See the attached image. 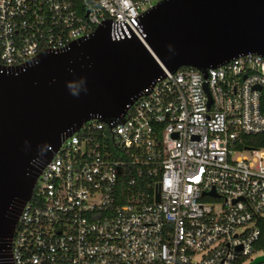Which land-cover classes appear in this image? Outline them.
Listing matches in <instances>:
<instances>
[{
    "label": "built area",
    "instance_id": "1",
    "mask_svg": "<svg viewBox=\"0 0 264 264\" xmlns=\"http://www.w3.org/2000/svg\"><path fill=\"white\" fill-rule=\"evenodd\" d=\"M160 1L0 0V68L24 69L108 20L113 41L146 45L140 18ZM262 133L264 57L163 69L123 118L90 120L62 143L22 208L11 263L252 264L264 256V149L239 147Z\"/></svg>",
    "mask_w": 264,
    "mask_h": 264
},
{
    "label": "water",
    "instance_id": "2",
    "mask_svg": "<svg viewBox=\"0 0 264 264\" xmlns=\"http://www.w3.org/2000/svg\"><path fill=\"white\" fill-rule=\"evenodd\" d=\"M140 24L146 45L113 41L108 20L24 69L0 68V264H12L15 227L44 167L85 123L123 118L163 69L206 72L248 53L264 57V0H162Z\"/></svg>",
    "mask_w": 264,
    "mask_h": 264
},
{
    "label": "trees",
    "instance_id": "3",
    "mask_svg": "<svg viewBox=\"0 0 264 264\" xmlns=\"http://www.w3.org/2000/svg\"><path fill=\"white\" fill-rule=\"evenodd\" d=\"M242 142L243 144L239 148H241L242 146H248L249 148H254V149H264V133L257 135L243 136ZM126 178L127 179L130 178V176H127ZM258 227L261 231V237L257 244V250L264 251V219L258 222Z\"/></svg>",
    "mask_w": 264,
    "mask_h": 264
}]
</instances>
